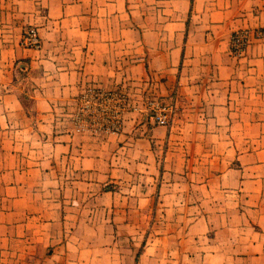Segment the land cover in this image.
<instances>
[{"label": "crops", "instance_id": "0c3cea01", "mask_svg": "<svg viewBox=\"0 0 264 264\" xmlns=\"http://www.w3.org/2000/svg\"><path fill=\"white\" fill-rule=\"evenodd\" d=\"M30 24L39 47L20 44ZM249 26L264 28V0H0V264L143 257L135 235L132 254H122L117 234L93 227L89 195L95 175L109 170V143L96 152L65 128L67 104L89 84L177 105L168 127H150L146 114L147 125L137 122L166 134L173 159L179 143L197 148L183 154L197 168L174 169L189 178L177 202L181 217L194 215L181 246L188 264H264V106H255L264 102V40L244 57L230 45L232 32Z\"/></svg>", "mask_w": 264, "mask_h": 264}, {"label": "rangeland", "instance_id": "374dc122", "mask_svg": "<svg viewBox=\"0 0 264 264\" xmlns=\"http://www.w3.org/2000/svg\"><path fill=\"white\" fill-rule=\"evenodd\" d=\"M233 33H235V36H232ZM232 34L230 45L231 41L234 40L233 44L237 48L243 46V50L250 43L264 40V28L260 26L240 27L234 30ZM241 53L240 51L236 52L239 57L246 55L245 51L243 54ZM20 71H18L19 76L22 75ZM92 86L104 87L95 84ZM104 88L121 90L126 95L117 131H101L93 126L78 129L75 123L78 118L77 99H72L67 104L70 108L65 115V128H68L71 136L75 135L79 143H92V148L94 147L96 152H102L101 143H109L110 152L108 153V146L105 145L103 156L109 162L107 167L109 170L105 169L103 173L95 175L98 183L94 185L93 194H88L92 199V203L89 204V211H91L89 214H95L96 219H98V223L96 221L93 225L94 230L100 229L99 231L106 232L107 228L111 237L112 234H117L122 241V247L119 251L122 254L127 252L130 255L132 250L129 248V243L133 242L130 236L135 235V251L146 250L143 253L140 252L143 257L141 256L137 263L132 264H155V260H151L149 257L157 255L160 256L158 264H166V260L168 264H188L189 257L186 254L182 255L181 246L185 245L183 235L186 234L189 219L194 215L189 214L181 217L184 210L180 208L177 202L186 195L180 190L182 185L180 183L187 182L189 178L180 175L182 170L176 173L179 175H175L174 169H183L189 163L192 167L197 168L200 165L197 159L190 162L183 159L184 153L188 156L190 149L191 151L195 150L196 153L197 148L192 149L186 143H179L180 147L176 148V157L178 158L173 159L172 153H166L168 140L165 133L159 134L158 132H152L153 130L149 132L143 130V126L137 120L142 123L145 122L147 118L145 117V114L147 115L146 101L149 98L156 97L152 92L137 95L138 93L134 94L137 90L130 92L117 86ZM164 101L176 105L174 100ZM24 103L30 107L31 101L26 97ZM176 106L175 110L178 109ZM237 106L245 105H242V102L239 101ZM255 106H264V102L261 100L255 101ZM178 110L176 115H179ZM255 119L260 121L261 118L255 117ZM145 123L147 125V122ZM148 123L150 127H155V129L166 127L152 123L149 120ZM145 125L144 127H146ZM61 127L64 128V125L61 124ZM235 131H237L238 139L245 134L241 126H237ZM260 134H257L256 129L254 133L255 143L257 141L262 142ZM150 138L152 141L149 140ZM119 145H125L126 147L119 148ZM225 164L234 166L235 161H222V166ZM195 179L196 176L193 180ZM173 183L174 185L178 184L176 185L178 188L176 186L171 187L170 185H173ZM171 188L172 190H170ZM82 198V195H79L78 199L81 200ZM109 203L111 206H109ZM139 203H141V206L135 207ZM101 205L104 207H100ZM107 214L110 215L108 224L103 223L105 219H108L105 218ZM113 216L119 222H113ZM139 216H142V218L137 221ZM134 220L136 223H133ZM126 244H128V247L125 246Z\"/></svg>", "mask_w": 264, "mask_h": 264}, {"label": "built area", "instance_id": "2783aa9c", "mask_svg": "<svg viewBox=\"0 0 264 264\" xmlns=\"http://www.w3.org/2000/svg\"><path fill=\"white\" fill-rule=\"evenodd\" d=\"M235 36V33L232 34ZM21 45L25 47H39L40 36L34 25L24 28ZM231 41L233 52L243 51V46L237 48ZM125 93L121 90L106 89L104 87H93L89 84L77 96L78 118L75 120L77 128H88L93 126L97 129L118 130L119 119L125 105ZM145 109L152 123L168 126L175 113V105L158 97L147 99ZM84 125V126H80ZM86 126V127H85Z\"/></svg>", "mask_w": 264, "mask_h": 264}]
</instances>
